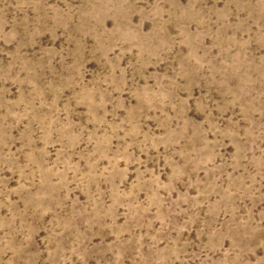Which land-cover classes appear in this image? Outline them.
I'll use <instances>...</instances> for the list:
<instances>
[{
  "label": "rangeland",
  "instance_id": "374dc122",
  "mask_svg": "<svg viewBox=\"0 0 264 264\" xmlns=\"http://www.w3.org/2000/svg\"><path fill=\"white\" fill-rule=\"evenodd\" d=\"M0 264H264V0H0Z\"/></svg>",
  "mask_w": 264,
  "mask_h": 264
}]
</instances>
